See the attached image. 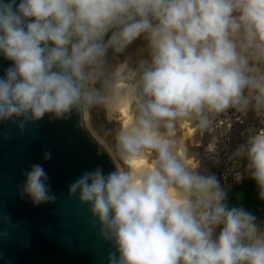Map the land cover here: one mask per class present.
Here are the masks:
<instances>
[{"label": "clouds", "instance_id": "1", "mask_svg": "<svg viewBox=\"0 0 264 264\" xmlns=\"http://www.w3.org/2000/svg\"><path fill=\"white\" fill-rule=\"evenodd\" d=\"M141 38L147 58L112 65L109 51L118 58ZM0 54L12 62L0 76V121L22 118L21 131L45 115L131 104L117 152L148 163L97 167L69 186L114 243L109 264H264V224L229 207L175 135L184 122L215 133L229 110L264 123V0H0ZM233 156L264 200V128ZM47 180L39 164L26 174L34 204L55 202Z\"/></svg>", "mask_w": 264, "mask_h": 264}, {"label": "water", "instance_id": "2", "mask_svg": "<svg viewBox=\"0 0 264 264\" xmlns=\"http://www.w3.org/2000/svg\"><path fill=\"white\" fill-rule=\"evenodd\" d=\"M11 64L0 54V76ZM228 113L221 124L224 134L242 117L235 110ZM20 119L0 121V264H109L114 243L100 235V225L78 194L69 196V186L97 167L105 175L114 171L112 160L85 129L81 112L73 110L65 119L45 115L29 121L23 131L17 127ZM235 129L222 136L232 143L230 153L248 139ZM35 164L47 173L55 202L37 205L24 193L26 174Z\"/></svg>", "mask_w": 264, "mask_h": 264}, {"label": "bare ground", "instance_id": "3", "mask_svg": "<svg viewBox=\"0 0 264 264\" xmlns=\"http://www.w3.org/2000/svg\"><path fill=\"white\" fill-rule=\"evenodd\" d=\"M143 48L144 41L141 38L134 42L124 55L118 58H112V53L109 51L108 58L116 68L124 61L135 65L140 58H147V53L144 52ZM228 114L226 116H221L220 119L224 121ZM241 116L243 117L242 113ZM131 117L132 106L127 100L121 102L115 109L97 108L93 109L91 112L82 114L85 129L94 141L107 153L115 168L116 166L140 168L148 163V158H144L135 160L136 164L134 165L131 162L122 160L118 155L116 148V133L129 122ZM231 125V127H233L234 123ZM234 129L238 131L239 125L233 128L226 126L224 129L226 133L224 134L221 126H218L215 133H210L209 136H206V133L203 134L192 122L180 123L177 125L175 133L178 140V151L182 152L183 149L187 147L190 157L193 158L195 163H198V170L200 172H218L225 178V185L229 186L237 179V174H240V178L243 175L242 159L233 156L235 151L230 153L232 149L231 141H222V136L226 135V137H228L229 133L234 131ZM205 138L209 139L210 142H206L204 145L205 150L202 152L201 147L203 146L202 144ZM214 147L215 150L211 151ZM206 156L207 158L205 159L204 157ZM219 230L220 228L217 229V234Z\"/></svg>", "mask_w": 264, "mask_h": 264}, {"label": "flooded vegetation", "instance_id": "4", "mask_svg": "<svg viewBox=\"0 0 264 264\" xmlns=\"http://www.w3.org/2000/svg\"><path fill=\"white\" fill-rule=\"evenodd\" d=\"M243 161V175L239 182L233 181V183L229 186L225 185V181L223 180L222 176L218 173L215 176L221 183L222 188L227 193V203L229 207H243L246 211L253 213L255 216H258L264 213V200L261 198L258 199H248L242 195L241 190L238 188L239 185L242 184L245 178H251L247 172L245 171L246 168V160L242 159ZM257 221L259 223H264V218H258Z\"/></svg>", "mask_w": 264, "mask_h": 264}, {"label": "trees", "instance_id": "5", "mask_svg": "<svg viewBox=\"0 0 264 264\" xmlns=\"http://www.w3.org/2000/svg\"><path fill=\"white\" fill-rule=\"evenodd\" d=\"M238 188L241 190L242 195L248 199L254 200L260 198L256 182L251 178H245Z\"/></svg>", "mask_w": 264, "mask_h": 264}, {"label": "built area", "instance_id": "6", "mask_svg": "<svg viewBox=\"0 0 264 264\" xmlns=\"http://www.w3.org/2000/svg\"><path fill=\"white\" fill-rule=\"evenodd\" d=\"M239 129H238V132L240 133V136H242L244 133L247 134V138L253 134L255 131L259 130L260 128H264V123H261V120L260 118L257 117V114H256V119L255 121L249 126L250 127V131H241L240 129L242 128V126L245 124V117H241L240 120H239ZM248 127V128H249Z\"/></svg>", "mask_w": 264, "mask_h": 264}, {"label": "crops", "instance_id": "7", "mask_svg": "<svg viewBox=\"0 0 264 264\" xmlns=\"http://www.w3.org/2000/svg\"><path fill=\"white\" fill-rule=\"evenodd\" d=\"M230 115L228 114V116L227 117H229ZM227 117H225V119L227 118ZM243 117H245V124L243 125V126H245L247 123H249V125H251L254 121H255V119H256V113H252L251 111H249L246 115H244L243 114ZM249 117V118H248ZM249 121V122H248ZM242 126V129H240L241 131H245V130H247V129H249V130H247V131H250V127L249 128H247V127H243Z\"/></svg>", "mask_w": 264, "mask_h": 264}, {"label": "rangeland", "instance_id": "8", "mask_svg": "<svg viewBox=\"0 0 264 264\" xmlns=\"http://www.w3.org/2000/svg\"><path fill=\"white\" fill-rule=\"evenodd\" d=\"M250 125H249V123H247V125L246 126H243V127H249ZM204 134V133H203ZM207 138H205L204 139V143L202 144L203 146L201 147V151L203 152L204 150H205V147H204V145L206 144V142H210V140L209 139H207ZM201 173L202 174H212V175H215V174H218L217 172H208V171H204V173H203V171H201ZM242 178V177H241ZM241 178L239 179V181L241 180ZM235 181L236 182H239L237 179H235ZM264 224V223H263Z\"/></svg>", "mask_w": 264, "mask_h": 264}, {"label": "snow or ice", "instance_id": "9", "mask_svg": "<svg viewBox=\"0 0 264 264\" xmlns=\"http://www.w3.org/2000/svg\"><path fill=\"white\" fill-rule=\"evenodd\" d=\"M131 163H133L135 165L136 164V161H131Z\"/></svg>", "mask_w": 264, "mask_h": 264}]
</instances>
